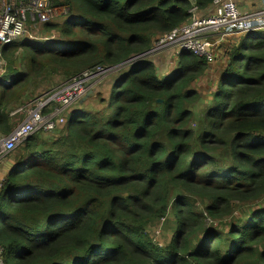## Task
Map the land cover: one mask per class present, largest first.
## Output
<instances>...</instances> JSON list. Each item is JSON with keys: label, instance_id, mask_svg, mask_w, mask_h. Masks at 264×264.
Segmentation results:
<instances>
[{"label": "trees", "instance_id": "trees-1", "mask_svg": "<svg viewBox=\"0 0 264 264\" xmlns=\"http://www.w3.org/2000/svg\"><path fill=\"white\" fill-rule=\"evenodd\" d=\"M52 2L47 38L3 49L0 133L47 79L124 66L78 102L65 132H35L10 155L6 264H264V31L242 36L213 74L190 51L166 74L150 56L127 61L212 0Z\"/></svg>", "mask_w": 264, "mask_h": 264}, {"label": "built area", "instance_id": "built-area-1", "mask_svg": "<svg viewBox=\"0 0 264 264\" xmlns=\"http://www.w3.org/2000/svg\"><path fill=\"white\" fill-rule=\"evenodd\" d=\"M0 72L5 70L3 49L7 44L21 40L29 23H47L53 12L52 0H0ZM189 21L169 32L158 34L152 48L138 57L157 55L165 50L174 53L175 66L179 54L191 51L193 54L214 63L219 56L224 59L222 47L231 37H242L264 31V4L261 7L243 12L235 0H212L207 9L193 4ZM124 66H97L60 83L47 93L33 98L19 107L12 115L21 114L23 118L9 134L0 133V164L17 149L31 134L39 131L50 132L67 121L65 114L73 105L103 79ZM173 70V69H172ZM1 75V74H0ZM94 81L91 85H87ZM10 82L9 80L7 81ZM2 182H0V187ZM159 234L160 231L158 230ZM3 247L0 245V264Z\"/></svg>", "mask_w": 264, "mask_h": 264}, {"label": "rangeland", "instance_id": "rangeland-1", "mask_svg": "<svg viewBox=\"0 0 264 264\" xmlns=\"http://www.w3.org/2000/svg\"><path fill=\"white\" fill-rule=\"evenodd\" d=\"M0 7H1V3H0ZM53 12H54V8H53ZM53 12H52V14H51V16L49 17V20L47 21V22H49V21H51L54 17H53ZM68 13V11H67V9H63V11L61 12V15L63 14V15H66ZM44 29V23H38V24H33V23H29L28 25H27V28H26V32H25V37H33V39H43V38H47V36H46V32L43 30ZM159 34H162V33H159ZM52 36H54L55 37V34L54 35H52ZM242 37H239V36H237V37H231V38H229V40L225 43V45L222 47V51L223 52H225L228 48H230L233 44H235V43H237L240 39H241ZM48 39H50V38H48ZM168 50H165V51H163V52H160L159 54H157V55H153V56H150L151 58H152V60L154 61V63H155V65L157 66V69L158 70H160V71H163L164 70V72L167 74L168 72H170V71H172V69H175L176 67H170V65H168V63L170 62V60H171V57L170 56H168V53L166 54V55H164L163 53H166ZM144 54V53H143ZM142 55V54H141ZM146 57H149V56H146ZM220 57L218 56L217 57V60L214 62V63H212V64H209V66H210V69H211V74H213V73H215L216 72V68L220 65ZM95 67H97V66H95ZM0 74H3V73H1L0 72ZM108 79V78H107ZM63 81H62V79L61 78H59V76H53V77H51V78H49V79H47L45 82H42L41 83V89L37 92V94L38 93H45L48 89H51L53 86H55L57 83L58 84H60V83H62ZM202 83H208L207 81H205L204 79L202 80ZM201 90L203 91V93H204V97H208L207 99H210V98H212L213 97V93H212V91H210V89H209V87H207V86H202L201 87ZM77 105H78V103L77 104H75V105H73L72 106V108H71V110L69 111V112H67L66 114H65V116L68 118V117H72V120L74 121V118H75V116L73 115L72 116V114H73V111L75 110V109H77ZM21 107V106H20ZM19 108V107H18ZM23 118V116L22 115H20L19 117L17 116V117H15L14 118V120H15V122L18 124L19 122H21V119ZM73 125H74V122H73ZM58 129V130H57ZM59 130H61V131H64L65 132V130H64V126L63 125H60V126H58V127H56L53 131H50V132H48V134H46V136H49V138H51L50 136H58V133H59ZM12 154V153H11ZM10 154V155H11ZM8 156L7 157V161H9V160H11L12 161V159H11V156ZM3 164H5V162L3 163ZM0 182H3V181H0ZM199 206L201 207V208H203L204 207V205H202V204H199ZM207 224H216V222L215 221H212V220H207ZM152 236H153V238L155 239V241L156 242H160V243H162L163 242V240L165 239V236H164V234H163V232L162 231H160V233L158 234L157 233V230H155V231H153V233H152ZM2 261H3V263L2 264H6V262L4 261V259H3V254H2Z\"/></svg>", "mask_w": 264, "mask_h": 264}, {"label": "crops", "instance_id": "crops-1", "mask_svg": "<svg viewBox=\"0 0 264 264\" xmlns=\"http://www.w3.org/2000/svg\"><path fill=\"white\" fill-rule=\"evenodd\" d=\"M235 2L237 3L239 9L243 12H247V11H253L259 7H261V5L264 4V0H235ZM27 38V37H26ZM168 53V56L171 57L170 62L168 63V65H170V67L175 66V59H174V53L171 50H168L166 53H163L164 55H166ZM98 85H96L95 87H97ZM55 87V86H54ZM94 87V88H95ZM53 88V87H52ZM51 88V89H52ZM51 89L47 90L45 93L49 92ZM94 90V89H93ZM14 112V111H13ZM12 115V113H11ZM19 117L20 114H16V115H12V117ZM22 120V119H21ZM68 120V118H67ZM67 122V121H66ZM65 122V123H66ZM20 123V122H19ZM65 123L61 124V125H65ZM60 126V125H59ZM12 163L13 161L9 160L7 161L5 164H0V181H3L8 173V171L11 169L12 167ZM2 186V185H1Z\"/></svg>", "mask_w": 264, "mask_h": 264}, {"label": "water", "instance_id": "water-1", "mask_svg": "<svg viewBox=\"0 0 264 264\" xmlns=\"http://www.w3.org/2000/svg\"><path fill=\"white\" fill-rule=\"evenodd\" d=\"M94 81H91L90 83H88L87 85H91ZM94 93L93 89H90L89 92L82 98L81 101L86 100L90 95H92ZM161 101V100H160Z\"/></svg>", "mask_w": 264, "mask_h": 264}, {"label": "bare ground", "instance_id": "bare-ground-1", "mask_svg": "<svg viewBox=\"0 0 264 264\" xmlns=\"http://www.w3.org/2000/svg\"><path fill=\"white\" fill-rule=\"evenodd\" d=\"M247 12H249V11H247ZM259 32V31H258ZM191 52V51H190ZM14 80V79H13Z\"/></svg>", "mask_w": 264, "mask_h": 264}]
</instances>
